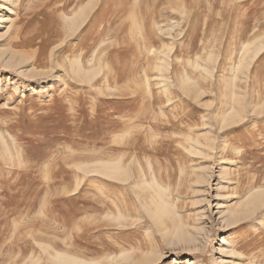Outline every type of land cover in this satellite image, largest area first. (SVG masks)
Returning <instances> with one entry per match:
<instances>
[{
    "label": "rangeland",
    "instance_id": "1",
    "mask_svg": "<svg viewBox=\"0 0 264 264\" xmlns=\"http://www.w3.org/2000/svg\"><path fill=\"white\" fill-rule=\"evenodd\" d=\"M263 104L264 0H0V264H264Z\"/></svg>",
    "mask_w": 264,
    "mask_h": 264
},
{
    "label": "bare ground",
    "instance_id": "2",
    "mask_svg": "<svg viewBox=\"0 0 264 264\" xmlns=\"http://www.w3.org/2000/svg\"><path fill=\"white\" fill-rule=\"evenodd\" d=\"M93 1V0H92ZM86 9V8H85ZM84 9V10H85ZM83 10V11H84ZM83 15V14H82ZM74 17L71 19V20H80V18L82 17L81 16V11L80 12H77L75 15H73ZM84 17V16H83ZM82 17V18H83ZM73 21V22H74ZM71 22V21H70ZM76 22V21H75ZM79 22V21H78ZM77 23V22H76ZM76 23H73V25H75ZM252 48H253V46H252ZM250 49V48H249ZM80 63V62H79ZM73 68V67H72ZM165 68V67H164ZM81 69V68H80ZM91 73V72H90ZM264 105V104H263ZM230 117V116H229ZM226 119V118H225ZM229 119H231V118H229ZM228 119V120H229ZM224 121H226V120H224ZM227 122V121H226ZM229 122V121H228ZM225 123V122H224ZM227 124V123H226ZM199 151V150H198ZM192 152V151H191ZM133 160V159H132ZM102 166V165H101ZM101 166H99L100 167V169L102 170V173L103 174H105V175H107V176H109V177H111V178H114V179H122V177H124V175H126L125 174V169L124 168H122V167H120L121 165H119V164H116V163H113V164H103V166H102V168H101ZM148 166V165H147ZM95 167V166H94ZM99 169V170H100ZM182 169V168H181ZM151 173V172H150ZM149 173V174H150ZM184 173V172H183ZM183 175V174H182ZM126 178H127V176H125ZM144 179V178H143ZM153 183V182H152ZM158 183V182H157ZM141 188H142V190H147V188H150V190H151V192L153 193V195H152V197H151V199H150V206L148 207L149 209H148V212L150 213V216L152 215L155 219H158V220H160V218H161V216L163 215V217H164V215H167L168 216V214H169V212L170 211H168V204L166 203V201H165V197H164V195H163V192L162 191H160V189H156V187H154L153 185L151 186V185H149V183L147 182V181H143L142 182V184H141ZM141 190V189H140ZM138 191V190H137ZM169 191V190H168ZM257 192V191H256ZM142 193V192H141ZM168 193V192H167ZM169 194V193H168ZM263 196H264V191H263V193H258V194H256V196H253V200L251 201V198H249V200L251 201V203H250V205L251 204H253V205H256V204H258V206H259V203L260 202H263V201H261V200H263ZM252 197V196H251ZM168 201V200H167ZM246 205H249L248 204V200H247V203H245ZM261 205V204H260ZM257 206V207H258ZM246 207H248V206H246ZM253 208H254V206H253ZM175 209V208H174ZM173 213V212H172ZM169 216H170V214H169ZM168 216V217H169ZM166 217V216H165ZM167 218V217H166ZM166 218H164V219H166ZM169 219V218H168ZM158 222H160V221H158ZM172 222V221H171ZM162 224H164V223H162ZM176 230H177V228H176ZM56 256H58V258H56L58 261H59V263L60 264H89V263H87V262H85V261H82V260H79V259H75V258H73V257H70V256H68V257H59L60 255H56ZM128 256V255H127ZM126 257V256H125ZM129 258H130V256H129ZM133 258V257H132ZM131 258V259H132ZM53 259H55V258H53ZM55 259V260H56ZM122 259V258H121ZM144 259V258H143ZM146 259V258H145ZM52 260V259H51ZM125 260V259H124ZM141 260V259H140ZM149 260V259H148ZM126 261H127V263L130 261V259H126ZM147 261V260H146ZM110 262H111V260H110ZM134 262V261H133ZM136 262V261H135ZM126 263V262H125ZM138 263V262H137ZM136 263V264H137ZM141 263V262H140ZM142 263H144V262H142ZM91 264H93V263H91ZM130 264V263H129ZM133 264V263H132ZM135 264V263H134Z\"/></svg>",
    "mask_w": 264,
    "mask_h": 264
}]
</instances>
